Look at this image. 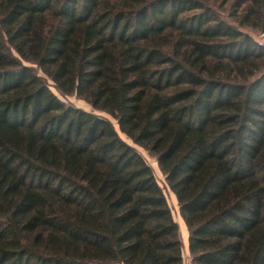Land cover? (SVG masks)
Masks as SVG:
<instances>
[{
	"label": "trees",
	"instance_id": "16d2710c",
	"mask_svg": "<svg viewBox=\"0 0 264 264\" xmlns=\"http://www.w3.org/2000/svg\"><path fill=\"white\" fill-rule=\"evenodd\" d=\"M249 31L264 0H0V264H183L135 146L190 264H264Z\"/></svg>",
	"mask_w": 264,
	"mask_h": 264
},
{
	"label": "rangeland",
	"instance_id": "374dc122",
	"mask_svg": "<svg viewBox=\"0 0 264 264\" xmlns=\"http://www.w3.org/2000/svg\"><path fill=\"white\" fill-rule=\"evenodd\" d=\"M248 34L253 38V40L256 43L264 46V38L262 36L263 35L262 33L255 34V33L249 31ZM48 84L50 85V88L54 92V94H56L62 101L72 103L76 107L82 108L85 111L94 112L93 109L82 99H79L76 96L64 98L54 89V87L52 86V82L49 81ZM94 113H96V114H98L104 118H107L109 121H111L114 124L116 129L119 131L116 123L108 115L103 114V113H99V112H94ZM120 135L124 141H126L127 143L132 145V142L128 138H126L122 133H120ZM135 147L138 150V152L145 158L147 163L151 166V168L153 169V172H154V174L158 180V183L160 184V186L164 189V191L166 193L169 206H170L172 213H173V216H174L176 222L179 224V228H180V235H181V240L183 243V264H190V254H189V249H188V231H187V227H186V225H185V223H184V221L180 215L177 200H176L175 196L170 192V190L167 189L166 183H165V178H164L162 172L160 171V168H159L156 160L154 158H152L141 147H139V146H135Z\"/></svg>",
	"mask_w": 264,
	"mask_h": 264
},
{
	"label": "built area",
	"instance_id": "2783aa9c",
	"mask_svg": "<svg viewBox=\"0 0 264 264\" xmlns=\"http://www.w3.org/2000/svg\"><path fill=\"white\" fill-rule=\"evenodd\" d=\"M263 34V35H262ZM261 35L263 36V38H264V33H262Z\"/></svg>",
	"mask_w": 264,
	"mask_h": 264
}]
</instances>
